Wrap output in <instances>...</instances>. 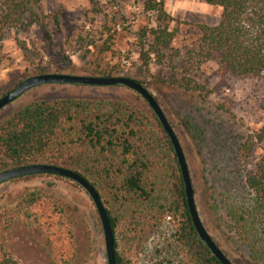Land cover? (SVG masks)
Returning <instances> with one entry per match:
<instances>
[{"label": "rangeland", "instance_id": "374dc122", "mask_svg": "<svg viewBox=\"0 0 264 264\" xmlns=\"http://www.w3.org/2000/svg\"><path fill=\"white\" fill-rule=\"evenodd\" d=\"M28 1L49 17L50 37L37 25L30 26L25 17L24 25L4 22L6 4L0 0V99L39 75L98 77L93 73L97 64L143 82L181 144L207 232L233 264H256L249 249L229 229L232 223L227 209L252 203L246 181L264 158V140L260 142L257 137L264 127V75L259 80L229 79L223 84L215 62L198 67L194 60L187 61L185 54L201 39L199 26L219 24L222 9L206 0H165V10L174 20L170 30L176 37L159 63L150 53L152 37H143L145 30L160 26L156 15L145 11V0ZM147 53L148 68L142 61ZM184 76L197 81L205 91L186 92L179 85ZM60 99L121 101L146 114L159 130L148 104L125 87L41 86L2 110L0 124L36 100ZM225 105L228 111L219 110ZM187 119L198 127L200 138H195ZM31 192L51 198L47 201L55 202L64 213L43 203L31 211L30 221L5 219L9 227L5 230L0 224V238L5 236L4 246L10 256L20 264H107L97 210L86 192L67 179L35 175L2 184L0 220ZM117 236V251L125 262L174 261L171 250L162 253L163 239L130 248ZM180 259L177 255V264H181Z\"/></svg>", "mask_w": 264, "mask_h": 264}, {"label": "trees", "instance_id": "16d2710c", "mask_svg": "<svg viewBox=\"0 0 264 264\" xmlns=\"http://www.w3.org/2000/svg\"><path fill=\"white\" fill-rule=\"evenodd\" d=\"M206 1L222 9L221 20L216 27L199 26L201 39L186 51L187 61L194 60L198 67L215 62L223 84L229 79H261L264 0ZM1 2L6 4L4 22L24 25L25 17L30 26L37 25L50 37L49 17L41 8L36 10L28 0ZM144 8L156 15L160 26L145 30L143 37L148 34L152 37L150 53L162 63L164 52L176 37V32L170 30L174 20L165 10V0H145ZM52 19L58 26V17ZM150 53L142 56L146 68ZM93 73L102 78L131 79L119 75L116 68L101 69L100 64ZM179 85L186 92L205 91V87L187 76ZM225 107L219 110L228 111ZM187 121L195 138H200L198 127ZM155 128L146 114L121 101L36 100L0 124V173L37 164L72 170L99 194L110 217L116 250L117 234L130 248L146 247L163 239L162 253L171 250L172 264H177V255L181 264H220L194 229L171 142L159 122V130ZM257 137L260 142L264 140V127ZM246 184L253 194L252 203L228 207L227 217L232 223L229 229L249 249L254 262L264 264V158L255 173L247 177ZM47 200L51 198L40 192L27 194L2 216L0 224L7 230L8 217L30 221L31 211L43 203L51 204L61 215L64 213L55 202ZM4 242L5 236L1 235L0 264H20L5 250ZM117 264L130 263L117 251Z\"/></svg>", "mask_w": 264, "mask_h": 264}, {"label": "water", "instance_id": "95a60500", "mask_svg": "<svg viewBox=\"0 0 264 264\" xmlns=\"http://www.w3.org/2000/svg\"><path fill=\"white\" fill-rule=\"evenodd\" d=\"M46 85L84 86L99 88L125 87L138 94L152 110L154 116L158 120L174 149L185 186L187 206L190 218L200 241L205 244L211 254L220 262V264H233L217 246V244L209 235L205 226L203 225L196 206L195 190L193 187L191 174L181 144L162 108L156 101L155 97L148 91V89L144 85L127 78L84 77L65 74L39 75L25 80L15 90L1 98L0 112L16 102L27 92ZM35 175H50L64 178L77 184L86 192V194L93 202L101 222L104 235L107 264H117V250L110 217L95 188L82 176L73 172L72 170H68L62 167L37 164L22 166L0 173V186L13 180Z\"/></svg>", "mask_w": 264, "mask_h": 264}]
</instances>
